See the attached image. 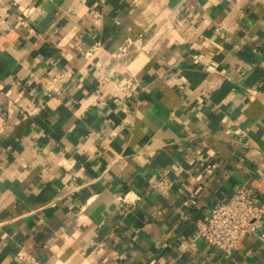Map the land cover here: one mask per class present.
I'll return each mask as SVG.
<instances>
[{
    "label": "crops",
    "instance_id": "1",
    "mask_svg": "<svg viewBox=\"0 0 264 264\" xmlns=\"http://www.w3.org/2000/svg\"><path fill=\"white\" fill-rule=\"evenodd\" d=\"M239 188L264 206V0L0 5V264H264V223L228 256L186 250Z\"/></svg>",
    "mask_w": 264,
    "mask_h": 264
},
{
    "label": "built area",
    "instance_id": "2",
    "mask_svg": "<svg viewBox=\"0 0 264 264\" xmlns=\"http://www.w3.org/2000/svg\"><path fill=\"white\" fill-rule=\"evenodd\" d=\"M7 0H0V5ZM187 3V0H183ZM26 14V13H25ZM26 16V15H25ZM25 16H18L17 19L25 23ZM141 38H126L125 41L114 52L117 57H126L132 47L138 48ZM99 43H93L84 51L86 57H91L99 48ZM140 47V46H139ZM197 61L200 55H194ZM180 79L185 82L181 76ZM179 87H182L179 84ZM120 91L125 96H131L134 91L132 79H126L120 84ZM173 179L165 172L161 171L151 181L150 186L161 195H165L172 187ZM141 199L140 194L127 190L119 201L121 210L129 211L135 203ZM197 203L195 191L185 201L186 205ZM264 223V206L258 203V199L247 189L239 188L235 190L227 199L216 202L210 209V213L204 220H199L196 224L194 236L189 241L186 250L191 251L197 247L198 241L209 245L217 253L230 255L237 243L256 233ZM264 238V232L260 235ZM17 257L28 264H39L33 256L24 248L17 253Z\"/></svg>",
    "mask_w": 264,
    "mask_h": 264
},
{
    "label": "bare ground",
    "instance_id": "3",
    "mask_svg": "<svg viewBox=\"0 0 264 264\" xmlns=\"http://www.w3.org/2000/svg\"><path fill=\"white\" fill-rule=\"evenodd\" d=\"M159 33V32H158ZM143 49V48H142ZM143 51V50H142ZM143 54V53H142Z\"/></svg>",
    "mask_w": 264,
    "mask_h": 264
}]
</instances>
